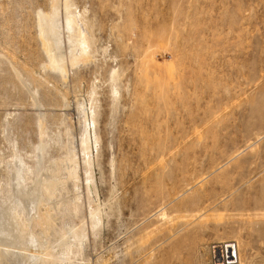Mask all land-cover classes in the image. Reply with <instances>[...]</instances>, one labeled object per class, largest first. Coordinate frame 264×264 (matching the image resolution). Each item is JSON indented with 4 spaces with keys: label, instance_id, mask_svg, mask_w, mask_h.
<instances>
[{
    "label": "rangeland",
    "instance_id": "1",
    "mask_svg": "<svg viewBox=\"0 0 264 264\" xmlns=\"http://www.w3.org/2000/svg\"><path fill=\"white\" fill-rule=\"evenodd\" d=\"M0 210L21 264H264V0H0Z\"/></svg>",
    "mask_w": 264,
    "mask_h": 264
},
{
    "label": "bare ground",
    "instance_id": "2",
    "mask_svg": "<svg viewBox=\"0 0 264 264\" xmlns=\"http://www.w3.org/2000/svg\"><path fill=\"white\" fill-rule=\"evenodd\" d=\"M67 5V4H66ZM69 7V6H68ZM67 7V8H68ZM57 8V7H56ZM57 10V9H56ZM54 11H55V8H54ZM67 12H68V10H67ZM43 15V14H42ZM69 16V15H68ZM74 16V15H73ZM42 17V16H41ZM40 17V18H41ZM39 18V19H40ZM67 19V18H66ZM70 21V20H69ZM70 24V23H69ZM72 24V23H71ZM63 26L61 25V22H60V20H59V17H58V15L56 14V12L55 13H53L52 14V16H50V17H48L47 19L46 18H44L43 17V19H41L40 20V22H39V28L38 29H40L39 31H40V34H41V36L44 38L43 40H45L44 41V44L46 45V43H47V45H46V47L48 48V50H50L51 51V53H52V55H51V62H50V65L52 66V67H57L58 69H60V67H63V62H64V59H65V57H64V54L62 53V42L64 41L63 39H62V37H63V28H62ZM68 27L70 28V25H68ZM76 28V27H75ZM80 31V30H79ZM84 31V30H83ZM69 32V31H68ZM67 32V33H68ZM71 33V32H70ZM80 34V33H79ZM79 34H77L78 36H79ZM69 35V34H68ZM65 36H66V34H65ZM78 36H76L77 38H78ZM83 36V35H82ZM69 37H72V36H70L69 35ZM76 37H74L75 39H77ZM84 37V36H83ZM82 38V37H81ZM75 39H73V40H75ZM80 39V38H79ZM83 39V38H82ZM72 40V41H73ZM76 41V40H75ZM84 42H85V40H83ZM46 42V43H45ZM68 42H70V41H68ZM84 42H83V45L80 47L81 49H82V52L83 53H85V49H84V46H85V44H84ZM73 43H76V42H73ZM81 43V42H80ZM79 43V44H80ZM88 46V45H87ZM87 46H86V49H87ZM71 47V46H70ZM80 50V49H79ZM84 50V51H83ZM70 51V50H69ZM81 52V53H82ZM73 53V52H72ZM75 53H77V51L75 52ZM48 54H50V53H48ZM79 55V54H78ZM82 54H80V56H81ZM88 55V54H87ZM74 56H76V55H74ZM77 57V56H76ZM81 57H84V55L83 56H81ZM80 57V58H81ZM78 58V57H77ZM74 59H76V58H74ZM73 59V60H74ZM66 60V59H65ZM76 61V60H75ZM74 63V62H73ZM71 64H72V62H71ZM63 69H65L64 67H63ZM62 70V69H61ZM61 70H60V72H61ZM86 144V143H85ZM84 144V145H85ZM19 158V157H18ZM17 158V159H18ZM15 159V158H14ZM16 159V160H17ZM15 161V160H14ZM20 161V160H19ZM17 162V164H16V166H15V168H14V174H13V176H14V183H13V197H19L20 198V201H21V198H23L22 199V201H23V203H24V205L25 206H27V207H32V208H34L35 206H36V202L38 201V199L40 198L38 195V192H40L39 191V186L38 185H36L35 186V184H34V186L31 188V190H30V192H29V189H28V192H26V190L27 189H25V186H24V184L25 183H23V181H24V177H25V169L23 168V166H22V161L21 162ZM69 162V161H68ZM73 162V161H72ZM70 163L71 165H73V163ZM13 163V162H12ZM71 167V166H70ZM73 167V166H72ZM74 169V168H73ZM28 171V170H27ZM75 172V171H74ZM9 174V173H8ZM27 174V173H26ZM73 175V174H72ZM28 176V175H27ZM26 181V180H25ZM36 181V180H35ZM37 183H38V181H36ZM27 184V183H26ZM51 185H52V183H51ZM30 186V185H29ZM32 186V185H31ZM30 186V187H31ZM50 186V185H49ZM53 186V185H52ZM29 188V187H28ZM11 189V188H10ZM8 192V191H7ZM10 192V191H9ZM8 195V194H7ZM41 196V195H40ZM8 197V196H7ZM15 198V199H16ZM19 198H17V199H19ZM4 200V199H3ZM9 200V199H8ZM17 201V200H16ZM21 201V202H22ZM13 202V201H12ZM11 202V203H12ZM40 202V201H39ZM10 203V204H11ZM20 203V202H19ZM22 205V204H21ZM8 206V205H7ZM6 206V207H7ZM16 206V207H15ZM14 207H15V209L17 208V204L16 205H14ZM38 207V206H37ZM5 208V207H4ZM3 208V209H4ZM6 209V208H5ZM12 209V208H11ZM26 209H30V208H26ZM26 209H24L25 211H26ZM18 210V209H17ZM31 210V209H30ZM29 210V211H30ZM0 211H2V210H0ZM4 211H6V210H4ZM14 211V210H13ZM34 211V210H33ZM16 212H18V211H16ZM10 214H12V212L10 213ZM15 217H14V216ZM13 217H14V220H17V219H15L16 217H18L19 215L18 214H15L14 212H13ZM1 217H0V245H1V248H0V264H8L9 262L10 263H12V264H21L24 260H29L30 262H33L34 261V258H36V257H34V255L33 254H31L30 256L28 255V256H22V253L20 252L21 250V247L20 246H18V245H20V243L21 242H23V244L24 245H28L29 244V242H27L26 241V239H25V237L23 238H21V236H19V234H21V233H19L18 234V227H17V225H16V221L13 223L12 221H13V219L11 220V222L13 223L10 227H8V226H6L4 223H6V222H4V220H3V217H2V215H0ZM7 216H8V214H7ZM5 217H6V215H5ZM9 217V216H8ZM12 217V218H13ZM20 217V216H19ZM7 218V217H6ZM5 218V219H6ZM9 219V218H8ZM20 219V218H19ZM54 220V219H53ZM5 221H7V219L5 220ZM9 221V220H8ZM10 221H9V224L11 223ZM18 222V221H17ZM21 222V221H20ZM40 222V221H39ZM43 222V221H42ZM8 223V222H7ZM37 223V222H36ZM47 223V222H46ZM8 224V225H9ZM18 224V223H17ZM27 224V223H26ZM19 225V224H18ZM23 227V226H22ZM43 229V228H42ZM19 231H22L21 229H20V227H19ZM23 233V232H22ZM76 233V232H75ZM62 234V233H61ZM77 234V233H76ZM81 235H83V234H81ZM28 236V235H27ZM74 237H75V235H73ZM77 236H78V234H77ZM76 236V237H77ZM27 238V237H26ZM29 238V237H28ZM31 238V237H30ZM29 238V239H30ZM79 238V237H78ZM25 239V240H24ZM73 238H71V240H72ZM32 240V239H31ZM75 240V239H74ZM29 241V240H28ZM33 241V240H32ZM35 242V241H34ZM11 244V246H10V244ZM31 243V242H30ZM33 243V242H32ZM35 244V243H34ZM70 244V243H69ZM72 244V243H71ZM219 244V243H218ZM3 245V246H2ZM31 245V244H30ZM68 245V244H67ZM7 246V247H6ZM29 246V245H28ZM69 246V245H68ZM238 246V245H237ZM74 247V246H73ZM72 247V248H73ZM70 248V247H69ZM68 248V249H69ZM20 250V251H19ZM69 251V250H68ZM223 251H224V253H225V259L223 260V259H217V263L216 264H231V261H233V262H235L236 263V259H237V257H236V250H235V245L234 244H227V245H225L224 246V248H223ZM30 254V253H29ZM64 254V253H63ZM76 254V253H75ZM216 257V256H215ZM222 257V255H220V258ZM240 260V259H239ZM36 261V260H35ZM40 261H42V260H40ZM44 261V260H43ZM42 261V262H43ZM48 262V261H47ZM39 263V262H38ZM37 263V264H38ZM43 263H46V262H43ZM61 263V262H60ZM35 264V263H34ZM62 264H63V262H62Z\"/></svg>",
    "mask_w": 264,
    "mask_h": 264
},
{
    "label": "built area",
    "instance_id": "3",
    "mask_svg": "<svg viewBox=\"0 0 264 264\" xmlns=\"http://www.w3.org/2000/svg\"><path fill=\"white\" fill-rule=\"evenodd\" d=\"M233 262V261H232Z\"/></svg>",
    "mask_w": 264,
    "mask_h": 264
}]
</instances>
